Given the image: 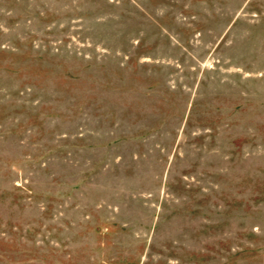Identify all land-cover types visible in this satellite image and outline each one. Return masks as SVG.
Here are the masks:
<instances>
[{"label": "rangeland", "instance_id": "374dc122", "mask_svg": "<svg viewBox=\"0 0 264 264\" xmlns=\"http://www.w3.org/2000/svg\"><path fill=\"white\" fill-rule=\"evenodd\" d=\"M0 264H264V0H0Z\"/></svg>", "mask_w": 264, "mask_h": 264}]
</instances>
